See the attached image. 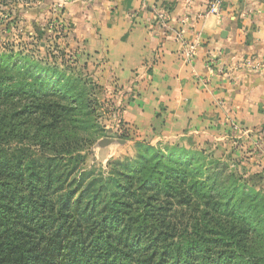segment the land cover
Here are the masks:
<instances>
[{"label":"crops","instance_id":"obj_1","mask_svg":"<svg viewBox=\"0 0 264 264\" xmlns=\"http://www.w3.org/2000/svg\"><path fill=\"white\" fill-rule=\"evenodd\" d=\"M37 1L60 8L70 42L115 95L133 139L121 146H223L218 156L254 166L264 191V0Z\"/></svg>","mask_w":264,"mask_h":264},{"label":"trees","instance_id":"obj_2","mask_svg":"<svg viewBox=\"0 0 264 264\" xmlns=\"http://www.w3.org/2000/svg\"><path fill=\"white\" fill-rule=\"evenodd\" d=\"M0 94L7 95L3 88ZM52 96L35 95L20 108L0 109V264H207L209 249L234 254L214 238L179 237L176 223L163 217L166 205L190 204L206 186L188 180L186 169L172 160L189 157L182 141L156 147L135 142L129 159L135 183L103 200L91 183L82 187L83 175L64 189L84 161L85 140L70 131L72 106ZM119 138L133 141L125 131ZM114 172L120 170L112 163L108 173ZM207 191L201 197L209 198L210 186ZM256 192L259 205L264 195ZM245 240L228 244L242 249ZM224 260L218 264H228ZM249 260L256 264L260 257Z\"/></svg>","mask_w":264,"mask_h":264},{"label":"rangeland","instance_id":"obj_3","mask_svg":"<svg viewBox=\"0 0 264 264\" xmlns=\"http://www.w3.org/2000/svg\"><path fill=\"white\" fill-rule=\"evenodd\" d=\"M59 10L56 4L49 7L37 0H0V88L7 93L5 98L0 94V109L20 108L32 103L35 95L51 94L58 104L72 106L74 115L68 123L70 127L75 125L70 131L85 140L81 151L84 161L67 179L64 189L83 175L82 187L91 183V190H101L103 200L135 183L136 174L129 167V159L135 155L134 146L124 147L116 142L104 148L98 145L103 139L125 142L119 138L123 131L131 135L118 122L115 95L99 85L93 74L96 68L87 66L78 47L70 42V31ZM78 92L83 93L82 100L77 98ZM86 100L90 102L88 106ZM185 150L189 157L172 160L186 169L188 180L205 181L206 186L199 194H193L190 204L166 205L163 217L176 223L179 237L193 234L199 239L214 238L217 245H226L227 252L234 253L224 255L223 249H209L207 264H218L224 259L228 264H251L247 258L254 255L260 257L256 264H264V202L259 205L254 202L257 198L254 189L264 195L258 189L262 186V176L254 166L248 168L242 158L219 157L223 146L187 145ZM112 163L121 173H108ZM209 186V198L201 197ZM242 187L250 189V193ZM244 202L252 204L246 206ZM241 237L246 239L242 249L229 247L228 243ZM241 254L245 258L241 259Z\"/></svg>","mask_w":264,"mask_h":264},{"label":"built area","instance_id":"obj_4","mask_svg":"<svg viewBox=\"0 0 264 264\" xmlns=\"http://www.w3.org/2000/svg\"><path fill=\"white\" fill-rule=\"evenodd\" d=\"M223 2V0H211V3L214 5H221ZM157 18L160 22L165 23L167 21V14L165 11L160 10L157 13ZM179 35V34H178ZM181 36L179 35L178 38H180ZM195 48L194 47H190L188 48V50L186 51V57L190 58L193 54H194Z\"/></svg>","mask_w":264,"mask_h":264},{"label":"water","instance_id":"obj_5","mask_svg":"<svg viewBox=\"0 0 264 264\" xmlns=\"http://www.w3.org/2000/svg\"><path fill=\"white\" fill-rule=\"evenodd\" d=\"M114 142L118 143L119 145H120V144H123L122 141H117V140L114 141V140H112V139H103V140L99 141L98 145H99L101 148H104V147H107V146L113 144Z\"/></svg>","mask_w":264,"mask_h":264}]
</instances>
